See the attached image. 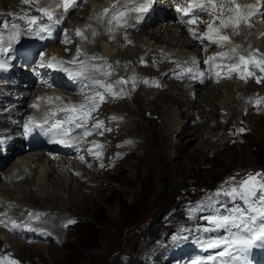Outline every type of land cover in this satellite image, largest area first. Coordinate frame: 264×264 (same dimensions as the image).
Wrapping results in <instances>:
<instances>
[{"label":"rangeland","instance_id":"374dc122","mask_svg":"<svg viewBox=\"0 0 264 264\" xmlns=\"http://www.w3.org/2000/svg\"><path fill=\"white\" fill-rule=\"evenodd\" d=\"M2 1L0 0V15L11 11L10 7L12 8L15 4L14 2L6 1L4 7V5L2 6ZM84 2L90 7L87 15L82 18L79 14V7V10H74L69 15L68 19H66L68 21L58 24L60 30H52L54 33L52 36L55 41H48L39 48L38 55L41 58H43L44 54H50L52 49H62L65 44H68L65 35L69 31L76 32L73 26L81 27L83 32V29L90 24L93 14L96 11L98 13L97 8L110 5L105 4V1L103 2L102 0H82L80 6ZM34 3H38L40 8H48L50 11H57L61 15L64 12L63 7H53L52 9V6L60 4L55 0H32L29 4L23 2L22 4H18L20 12L17 13L18 16L14 20L11 18H3L0 20V24H6L7 22L9 25L0 26V37L3 39L0 40L5 43V47H9L10 45L11 41L8 40V36L12 30L20 32L18 38L26 36L27 34L34 35L38 38L37 41L39 42L50 38L47 33L48 30H45L46 32L40 31L25 21L24 23L26 25H24L32 28L30 33L24 34L17 26L18 22L16 20L22 16L28 17L30 12H36V17L42 16V13L36 9L32 10ZM137 4H139V0ZM162 6H164V13L166 14L167 12L168 15L172 14L174 19L171 16L170 19L165 20L154 17L148 25H145L141 29L140 33H136L134 35L135 45L128 47L129 52L126 53L132 55L130 60L123 61L121 56L118 57L119 55L116 53L117 49L113 53L116 57L111 56L118 61L117 65L127 73L131 74L133 72V65H136L138 70L135 72V75L152 74L158 77L162 75L157 71V68H141L138 66V60L144 57H164L166 60L176 58V60H171L172 62L187 63L186 61L178 59L196 58V62H200L202 65L198 71L192 69L193 71L189 73L192 74V77L189 79L190 81L181 83L179 88L169 77H161L162 89L160 90L163 91L170 87L172 93L175 94L182 90L185 91L188 97L190 96L192 100H195L196 96H193L192 93L195 90L193 85L195 86L197 84L195 82H197L199 75L205 71L210 74L201 86L203 87L204 96L212 87H217V90L216 95L212 96L213 100L209 102L204 101L201 105L199 104L200 106L198 105L199 107H188L189 102L185 101L188 97L186 99L184 98L185 107L187 106L186 112H179L178 106L174 104H166L165 107L163 106L162 109L164 110L162 112L164 115L167 113V110L168 113L173 114V119L170 123L168 122V128L163 129V132L165 131L170 134L169 140L171 146L164 151L166 153L163 156L164 161L159 159V153L161 151L154 158L146 159L144 161L145 167L140 169L138 177L135 167V164L138 162V156L135 155H143L144 153L145 147L143 148L139 145L142 137L129 126H125L124 122L119 119V116H123L121 117L123 121L125 119L126 113L121 109V106L125 102L131 108L138 109V103L133 100L132 96V91L137 89L138 84L130 89L129 95L126 93L127 97L122 99L123 102L113 104L106 110L112 118L116 117L113 120L120 128L117 134L108 139L101 137V140H106L108 144L107 155L117 157L119 155L117 152L112 154L114 144L111 143V140H114L119 135L120 137L117 140L118 142L115 143V146L117 150L124 151L120 152L118 150L121 154H126L124 159L122 161L117 160L111 162L109 167L105 169L95 170L94 168H86L82 162V158L87 156L86 152L93 149L98 143L95 130L89 127L87 131H90L92 134L88 135L89 138H85V149L82 152L73 155L72 158H65L61 155H56L53 158L57 160L55 165L52 163V166L54 165L56 169L55 176L60 177L62 181V186L57 187L49 185L47 169L50 166L48 161H46L49 157L43 154L39 156L37 150L30 146L26 147L29 150L19 151L12 157H9V154L12 152L11 147L19 139L21 122L25 120L27 113L14 118L11 107L16 106L18 107L17 109L20 108V105H13L15 102L19 104L17 100L18 95L15 93L16 91H12L11 93L9 91L7 93L6 90L10 86L0 83V95L2 94L4 96L0 100V108L4 107V111L6 112L0 113V122H6L0 126V160L4 161L3 166H0V201L4 205L0 203L1 211H3L2 213L5 212L4 209L11 212L14 211L17 216L22 218V216L27 217L24 214V209L41 210L46 214L51 210L58 215L57 224L52 225L49 222V218H45L41 223L42 228L52 230L57 227L59 229L55 232L59 237H53L52 243L45 239H39L37 243H33L35 239L31 235L19 236L14 233L16 234L14 235L15 237H19L18 243H7L0 240V257L16 260L19 264H200L199 258L206 259L213 255V252L222 248L209 247V242L224 239L238 231L236 228L228 230L223 228L216 229L208 222L206 217L213 215H235L238 217L243 215L246 219L254 218L251 216L250 209L258 205L264 206V202L261 201L262 191L259 189L256 195L248 199H240L234 203L229 201L228 204L223 201L217 203L218 199H223L225 196L222 192L218 197L215 195L217 188L219 191L222 189L227 190L232 185L238 184L248 175V171L254 170V173H264V115L257 107L252 105L264 101V93L262 94L264 92V85H254L255 88L248 86L249 76H246L245 79L241 78L242 74L246 75L243 64L240 65V70L235 73L228 71V68L225 67L226 63H221L216 73L219 74L222 71L223 73L216 77L211 74L209 63L207 65L204 64L206 59H210L209 53L217 56V53L229 52L228 47L230 46L236 48V50L241 49L237 53L246 57L249 53L257 52L258 48L247 47V39L245 38H248L254 44H259V46L264 47V18L259 17V19L251 20L253 21L251 24L247 22L252 26V31H250L248 37H245L243 40L244 32L234 33V38L231 35L233 43H231L232 45L228 44V47L225 44L221 47L211 42L206 44L207 39H204L203 43L205 48L214 45L209 52L201 46L200 41H195L201 50L200 53H197L193 50V47L185 48L184 44L186 42L178 28L175 27L180 22L176 21L171 6L169 4ZM141 13H144V11L139 14ZM77 14H79L78 18L70 21ZM44 21L48 25L50 24L47 17L40 19L39 23ZM163 23V29L168 28V30L174 29L177 31L171 37L168 34L162 35V39L159 40L160 42H157L155 41L156 39L152 38L151 32L154 27H160ZM13 24H17L15 25L17 28H14ZM44 24L42 23L41 25ZM53 24L56 26V23H51L50 26L52 25L53 27ZM126 27L127 25L124 28H117V36L115 38L117 41L114 40L112 42L108 40L107 42V40L97 38L95 40L93 39L92 45L104 53H108L109 50L104 45L105 43L112 45L113 48H119L121 46L120 44L124 42L123 34L127 30ZM181 27L185 35L196 40L192 34L187 33L183 25ZM206 31L207 21H204L198 34L202 35ZM228 33H231L229 29ZM256 35H259L261 39H257ZM77 36L74 33L75 40H77ZM79 36L81 37L77 41L82 44L86 39V35L83 33V35ZM239 36L240 40L238 38ZM16 41L18 43L20 39H16L15 44ZM23 41L26 44L30 43L27 38H24ZM115 43H118V45ZM237 43L240 45L237 46ZM36 45V43H31L29 46H33L35 49ZM28 47H26V50ZM79 49L84 50V47ZM26 50H22V52ZM95 58L93 61L90 59L89 63L96 62L97 57ZM176 71L180 73L179 78H177L178 81H184L185 77L183 76L186 73L180 69H176ZM247 71H250V66ZM111 79L112 77L109 81ZM215 79L219 82L214 85L213 81ZM0 82L3 81L0 80ZM144 86L146 87V91H148L149 85ZM250 88L259 93L256 97L250 100L247 98L245 101L243 99L247 91L249 92L251 90ZM93 90L99 91V88L95 87ZM24 92L21 93V97L24 95ZM30 92L27 93V95L29 94L26 96L27 98L30 97ZM59 96H63V91H59L56 98ZM150 97L152 96H146L145 100H143V103L148 107L143 112H139L138 119L140 122L138 123L137 131L141 133L145 130V122L152 119V108H149L151 107L149 105ZM239 99H242V105H240L242 108L236 105L237 101H240ZM7 102L11 103L7 104ZM245 102L251 105V111H248L249 108L246 107ZM8 105L10 107H7ZM23 106H21L23 110L28 108V105ZM119 110L124 114L119 115ZM253 115L257 117L258 123H255ZM40 119L43 120L44 117L36 118V120ZM204 125L206 126L203 127ZM190 126H193V128H190ZM29 127L33 130L34 126L30 124ZM232 128L233 131H231ZM187 129L189 132H186L184 136V131ZM181 130L183 131L178 133ZM123 135L130 136L135 140L128 141ZM225 146L228 147L225 148ZM4 147L6 148L5 151H3ZM196 147H201V151L199 152ZM189 149H192L191 154L187 153ZM97 152L100 155L97 156L94 154V158L91 161L101 163L103 161V155L100 151H96L95 153ZM129 152L130 154H128ZM177 155L178 157H176ZM75 156L78 158L75 160L76 162L73 161ZM112 160H116V158H112ZM18 162L20 163V167L25 166V168H22L24 175L22 173L20 176L14 177L11 172L13 171L12 169L17 167ZM86 164H89V162ZM40 173H43L41 178ZM15 174L17 175V173ZM93 177L100 178L106 184L101 186L100 189H96L91 197L86 196L80 200H70L69 202L67 189L72 185V187L78 188L77 190L81 195H84L87 188L84 187L82 189L81 187L82 185L89 186V179ZM78 178L81 186L76 181ZM72 191L75 193L74 197H77L78 193L75 190ZM51 193H56L58 195L56 197L58 198H55ZM209 197L213 199L211 206L208 203ZM261 208L253 209L252 215L259 216ZM52 212L49 213L50 216H52ZM32 214L37 216L36 213ZM70 217L75 223L69 225L66 220L69 221ZM34 218L32 217V219ZM16 219L12 218L13 222ZM203 223L205 226L196 225H202ZM60 225H62V228ZM63 225L69 226L65 229ZM215 230H217L216 233H214ZM184 233H187V235L183 236L182 234ZM34 236H37V233ZM55 240H58V243H55ZM46 241L49 243H46ZM25 244H28V247ZM181 244L190 245L188 251L187 247ZM169 251L172 252V255L175 254L171 258L166 255ZM243 256L245 260L247 255L243 253ZM162 257L164 261L170 259V262L164 263ZM260 257H262L261 264H264V244L261 245L258 253L255 252L251 255L252 263L260 261ZM160 259H162L161 262L157 263ZM224 263L229 264V260L219 256L213 264Z\"/></svg>","mask_w":264,"mask_h":264},{"label":"bare ground","instance_id":"6f19581e","mask_svg":"<svg viewBox=\"0 0 264 264\" xmlns=\"http://www.w3.org/2000/svg\"><path fill=\"white\" fill-rule=\"evenodd\" d=\"M6 1L14 2L15 4L13 5L12 8L10 7L11 11H7L6 13H2L0 15V20L3 18H11L14 20V18L16 16H18L17 13L20 12L18 4H22V1L21 0H3L2 6L4 5V7H5ZM78 2H79V0H78ZM237 2H238V0H237ZM261 2H262V0H254V2L251 4V5H254L257 9H259L257 14L250 17L251 20H254L256 18L259 19V17L262 19L264 18V7L261 6ZM119 3H120V0H105V4H112V5L117 4L118 7H119ZM160 3H161V1H160ZM78 5H79L78 7L70 9L68 11V15L65 16V18L68 19L69 15L74 10L75 11L79 10L78 9L79 7H80L79 14L81 15V17L83 18L84 16H86L87 13L89 12V8H90L89 5L86 2H84L82 6H80L79 3H78ZM112 5H111V7H112ZM30 7H31V5H30ZM111 7L108 9H111ZM38 8H40L39 4L34 3L32 10H34V9L37 10ZM56 8H58V7H56ZM156 8H157V12H158V10L164 11V6H162V5H157ZM22 9L24 10V8H22ZM217 9H219V5H217ZM4 10H6V8H4ZM146 11H149V9ZM96 12L93 14V17L91 18L90 24L83 29V33L86 35V39L82 44H80L77 40H75L74 31H69L65 35V38H67L66 41L68 42V44L64 45L63 53L69 58V61H72L74 58H76V63H74V64L73 63L60 64L59 61H65V60L58 57V56H53L56 58L55 62H52V59L50 61L53 63V67H56L57 65H61L62 67H61L60 73H57L56 72L57 70H55V72H52V83L56 87L62 89L61 91H64L67 94L73 95L74 99L77 101L76 105L79 106L81 104L89 102L87 100V98L94 95V92L90 91V89L94 86H97V85H93L92 80H90V79H86L83 77L73 78L71 75H69V73L63 71L62 69L68 68L70 70V72H76L80 68L79 62L80 61H86L87 62V75L91 76V78L93 80H99L100 81V77L105 76V75H103V72H105V71L111 73V75H108V76L112 77V79H111V81H109L106 84H113L114 85L113 94L109 95V94L105 93L104 102L100 103L97 110L95 112H92L89 116V122L91 125H93L96 121H102L103 122V124L100 128H95V129L100 130L98 132V135L100 137H104L106 139L117 134L119 131V128H120V126L116 125V122L113 120V118L110 115H108L106 110L109 108V106H111L113 104H116L118 102L119 103L123 102L122 99L126 98L127 94L129 95V91L133 87V82H134V85L138 84L137 89L132 91L133 100L136 103H138V109L131 108L127 104V102H125L121 106V109L123 110V112L126 113L124 121L121 118L123 116H121V117L119 116V119L122 122H124L125 126H129L131 129H133L136 133L140 134V136L142 137V141L140 142L139 145L143 148L145 147L144 153H143V155H135V156H138V162L135 164V167L137 170V177H138L139 173H140V169H143L145 167L144 161L146 159L154 158L155 155L161 151L159 153V155H160L159 159L164 161L165 159L163 156L166 154L164 151H166V149L171 146L170 140H169L170 134L168 132H165V131L163 132V129L169 125L168 122L170 123V121L173 119V114L168 113V110H167V113H165V115H164L162 112L164 110V109H162L163 106L165 107L166 104H174V105L178 106L179 112H181V113L186 112L187 106L185 107V101L189 102L188 107H190V108L191 107H197L199 104L201 105L204 101L209 102V101L213 100L212 96L216 95V90H217L216 88L217 87L210 88L209 91L207 92V94L204 96L203 87H201V86L205 83L206 79L208 78V76L210 74V73L205 71L203 74L199 75L197 82H195L197 84L195 86L193 85V88H195V90H193L192 93H193V96H196L195 100H192L190 96L188 97V95L185 94V91H182V90H180L176 94L172 93L170 87L167 88L166 90L161 91L160 90V89H162L161 77H163V78L169 77L172 81H174L175 85L180 88V84L183 83L184 81H182L180 79H179L180 81H178L177 78H179L180 73H178L179 71H176V69H180L181 71H184L186 69V67L189 66L188 63L172 62L171 60L164 59V57H161V58H159V57H157V58H151V57L146 58V57H144L143 59L138 60V66L139 67L145 68V69H148V68L149 69H156L157 68V71L160 72V75H162V76L158 77V76H155L152 74L135 75V72L138 70V67L136 65H133V72L131 74L125 72L122 68H120L117 65L118 61H116L111 55H113L114 51L117 49L116 53H117V55H119L118 57L121 56V59L123 61L130 60L132 58V55L126 54L129 52L128 47H132L135 45L134 44V35L136 33L141 32V29L144 28L146 22L142 19L138 20L137 22H135L136 19H129L127 27H126L127 30H125V32L123 34L124 42H122L120 44L121 46L119 48H117V47L113 48L112 45L105 43L104 45L106 47H108L109 50H108V53H104L100 49H98L97 47H94V45H92L93 39L95 40L97 38H101L103 40H107V42H108V40L114 42V40H116L115 38L117 36L116 33H117L118 27H114L111 31H109V27H111V26H109L107 24L108 16H105L104 22L101 23L99 20L101 13H99V12L96 13ZM157 12H156L155 16H157ZM214 12H215V14L219 15V11H214ZM79 14L74 15L72 17V19H70V21L75 19V18H78ZM130 15L135 16V13H131ZM225 15H232V13L226 12ZM33 16H37V13L34 11L30 12L28 17L30 18ZM169 16H171V18H173L172 14H169ZM16 21L18 22L17 23L18 25L17 24H15V25H17L18 28L21 29V31L24 34L30 33L32 31L31 27L25 26L26 24L24 23V20H21L19 18ZM53 25L55 26V24H53ZM89 26H91V27H89ZM163 26H164V23H163V25H160V27H154L155 29L153 28V31L151 32L152 38L156 39L155 41H157V42H160L159 40L162 39V35L168 34L171 37L173 35V33H175L177 31L174 29L168 30V28L163 29ZM181 26H182L181 24H178L175 27L178 28L180 34H182V37L184 38V40L186 42L184 44L185 48L187 49V48L193 47V50L195 52L200 53L201 50L198 47V44L195 42L194 39L189 38L187 35L184 34L183 28ZM30 28H31V30H30ZM93 31L96 32V35L92 34ZM229 31L231 32V33H229L230 36L233 35L234 32L231 29H229ZM237 31L241 32V33L244 32L243 33L244 36L242 38L244 40L245 37H248L250 31H252V26L249 25V23H247V21H246L244 23H241V25L239 26ZM52 35H53V33H52ZM222 35L229 36L228 34H222ZM256 37H257V39L260 38L259 35H256ZM238 38L240 40V36ZM245 39H247L246 40L247 41L246 42L247 47L258 48L257 52L252 53L254 55L255 59L258 60L261 57H264V47L259 46V44H254V42H252L248 38H245ZM257 39H256V41H257ZM0 41H2V40H0ZM209 43H210V41L207 39L206 44H209ZM226 43L232 45L231 43H233V42H232L231 37H230V41H228ZM115 44L118 45V43H115ZM113 45H114V43H113ZM238 45H240V44L237 43V46ZM3 46L5 47V43H3ZM81 47H84L85 53H82V55H80L79 57H76L75 56L76 50H77V48H81ZM161 47H159V48H161ZM5 48H7V51L0 50V58L4 57L3 59H5V60L7 59L10 64H11V61L13 60V58L16 54L22 53V50L17 48L15 41H11L10 47H5ZM26 52L34 54L35 51H34L33 46H29L28 49L26 50ZM92 57H97V61L89 63L88 61ZM114 57H116V56H114ZM28 58L31 59V56ZM35 62H37L40 65V68H42L44 62L42 60H38V55H37V59L35 60ZM65 62H68V61H65ZM76 65H79V66H76ZM93 66H99L101 70L94 72L92 70ZM14 70L15 69L7 68V67L6 68L0 67V76L8 74V76H9L8 79H11L12 76L18 77V75L13 73ZM250 71L254 75L249 76V82H248L249 85L248 86L254 87V85H256V86L264 85V71H260L259 69L252 67V66H250ZM234 72L237 73V71H234ZM193 73H195V72H193ZM43 74L46 75L45 73H43ZM122 78H123V80L127 81V83L117 85L115 82L122 79ZM258 79L260 80L259 83L257 82ZM145 81H147V83H145ZM3 83L7 84L8 82H7V80H4ZM13 85H14V87L17 88L15 90L16 91L15 93H17V95H21V93H23L25 91L24 95L22 97L19 96V98L17 100L20 101V102L18 101L20 103L19 104L20 106L26 105V99H27L26 96H27V93H29L30 89L23 88L19 84V81H16ZM144 85H149V89H147L148 91H146V87ZM9 86L10 87H8V90L10 88H12V85H9ZM121 89H123L122 92L120 91ZM12 90H14V89H12ZM175 90H177V88H175ZM103 91L104 90L101 88V92H103ZM79 92L82 95H79ZM258 93H259L258 91L251 89L249 92L247 91L245 98L243 100L246 101L247 98H248V100H250L251 98L256 97ZM263 93L264 92H262V94ZM150 95L152 97H150L151 99L149 101L150 102L149 105L151 107H149V108L150 109L152 108L151 109L152 110V119L146 121L144 119L145 117L143 116L144 117L143 119L146 122H145V130L141 133V132L137 131V126H139L138 123L140 122V120L138 119L139 118L138 116H139V112H143L145 110V108L148 107L146 104L143 103V100H145L146 96H150ZM184 98L185 99L187 98V99L185 100ZM239 100L240 101H237V103H236V105H238V106L242 105V102H241L242 99H239ZM8 103H11V102H7V104ZM245 103H246V107L249 108L248 111H251V108H252L251 105L247 102H245ZM252 105L254 107H257L260 110V112H262L264 115V101H262L258 104H252ZM240 107L242 108V106H240ZM17 108L18 107H16V108L12 107L11 110H13L12 113L18 117L22 116L23 114H25L27 112V110L23 111L22 108H20V109H17ZM241 108H240V110H242ZM232 109H234V108L232 107ZM8 112H9V110H8ZM119 112H120L119 115L124 114L120 110H119ZM146 113H149V112H146ZM63 115H65V112L59 111L56 118H59L60 116H63ZM233 116H234V114H233ZM253 116H254L253 118H254L255 123H258L257 117L255 115H253ZM40 120H42V119H40ZM32 121H36V119H32ZM143 124H144V121H143ZM31 125L34 126L32 131L36 132V131H39L42 129V128L35 127V125H33V124H31ZM205 126L206 125H204L203 127H205ZM190 128H193V126H190ZM84 130H85L84 127L77 128L76 130H74V132H72L67 137H64V136H59L60 138L56 137L55 139L58 140L59 142H54L53 138L51 137V140L48 143L41 144L42 147L40 148V150L37 151L39 156L41 154H43V155L48 154V156H50V155H55V156L61 155L62 157L68 158L67 156H71L72 154L78 153L81 150L79 145L81 143H83L82 141L85 138V137H83ZM182 131L183 130H181L178 133H181ZM227 131H229V130H227ZM231 131H233V128L231 129ZM186 132L187 133L189 132L188 129L184 131V136L186 135ZM119 134H120V132H119ZM119 137L120 136L117 135L114 140H111V143L114 144V146L112 148V154L117 152L119 154L117 157H115V156L110 157L109 155H107L108 144L105 140H103L100 144L102 147H99V150L103 155V161L101 163L91 161L94 158L95 153L94 152H88L89 157L86 158L84 156L85 158L82 161L83 164H85V167L86 168H94L95 170H100V169L108 168L109 164H111V162H114L117 160L122 161L124 159V157L126 156V154H121L115 146V143L118 142L117 140L119 139ZM123 137L125 139H127L128 141H134L135 140V139L133 140V138L130 136H124L123 135ZM38 144L39 143L36 140V137L29 135L26 137L23 144H21L18 148L27 147V146L34 148ZM227 147L225 146V148H227ZM196 148L198 149L199 152L202 149L201 147H196ZM187 153L191 154L192 149H189ZM128 154H130V152ZM176 157H178V155ZM112 158H116V160H112ZM46 161H48V164L50 166L47 169V174L49 176L48 177L49 185L61 187L62 181L60 180V177L55 176L56 175V169L54 168V165H55L57 160L49 157V159H47ZM88 162H89V164H86ZM52 163L54 164L53 166H52ZM114 164H113V166H114ZM1 165H2V162L0 161V166ZM101 165H103V167H101ZM22 168H25V166L20 167V163L17 164V167L12 169L13 171L11 172V174L14 177H18L22 173H23L22 175H24ZM100 172H103V171H100ZM15 173H17V175ZM42 175H43V173L42 174L40 173V178L42 177ZM28 177H26V178H28ZM78 180H79V178L76 181H77L78 185L81 186V183L78 182ZM89 181H90L89 186H83L82 185V187H81L82 189L84 187L87 188V191L85 193L83 192L84 195H81L78 192V190H77L78 188L72 187V185H71L67 189L68 195H69L68 201L70 202V200L72 201V200H76V199L80 200L86 196L91 197L95 193L94 191L96 189H100L101 186L106 184V182L102 181L98 177L90 178ZM98 184H100V185H98ZM72 190H75L78 193L77 197H74L75 193ZM96 193H98V192H96ZM51 194H53L55 198H58V197H56V196H58L56 193H51ZM72 197H74V198H72ZM75 202H73V203H75ZM2 212L3 211H1V208H0V226L3 225L4 228L8 229L12 233H16L19 236H22V235L34 236V234L37 233L38 237H42L43 239L48 240L52 243V234H55V232L59 230L57 227L56 228L53 227L54 229H52V230H50L48 228L47 229L42 228L41 223L44 221L45 218H47V219L49 218V222L52 223V225L57 224L58 215H56L51 210H49L48 214H46L45 212H43L41 210L24 209V214H26L27 217L22 216V218L20 216H17L14 211H12V212L10 211V215H9V216H11L10 218H7L6 215ZM50 212H52V216L49 215ZM32 213H36L37 216L35 219L30 220V215ZM12 218H17L14 221L15 227L13 226ZM24 220H26V223L21 224V222ZM66 222H68V220H66ZM18 239H19V237L6 235L5 233L1 232V230H0V240L1 241L3 240V242H7V243H18ZM55 243H58V240H56ZM25 245H26V247H28V244H25ZM244 254L247 255V253H244Z\"/></svg>","mask_w":264,"mask_h":264},{"label":"snow or ice","instance_id":"6c2138e0","mask_svg":"<svg viewBox=\"0 0 264 264\" xmlns=\"http://www.w3.org/2000/svg\"><path fill=\"white\" fill-rule=\"evenodd\" d=\"M23 3L29 4L32 0H22ZM179 3V0H177ZM217 5H219V9H217ZM78 0H61V4L57 5V7H63L64 12L62 15L57 16L54 14V11H50L48 8H38L37 11L42 13L41 17H27L22 16L20 19L24 20L27 24L32 27L39 29L40 31H45L50 28L51 23L59 24L62 22L64 17L67 15L68 11L72 8L78 7ZM261 6L264 7V0L261 2ZM209 9L213 11H219V15L213 17L209 22H207V31L202 35H197L196 32L193 31L192 28H189L188 31L192 34L193 38L201 40L203 42L204 39H208L211 43H215L223 46L222 42L230 41V37L226 35H222L221 33L225 29H231L235 34H238L237 29L241 25V23L246 22L251 16L257 14L259 9H257L254 5H241L237 2V0H186L185 7L176 8L178 13H182L183 16H191L192 18L188 20H183L182 23L188 24H198L199 20L196 16V11L206 12ZM147 10L146 3L137 4L136 0H120L119 7L117 4H113L111 9L105 8L103 12L100 14L99 20L101 23L104 22L105 16H108L107 24L109 27V31H111L114 27H124L128 24L129 19H139V16H131V13H140L142 11ZM226 12L232 13V15H225ZM43 17H47V20L50 22L49 25H41L39 20ZM217 21L219 23L217 24ZM14 28L17 26H13ZM91 27V26H89ZM31 30V28H30ZM215 33V35H213ZM77 35H83L81 30H77ZM93 35H96V32H92ZM19 32L14 31L8 36L10 41H15L18 38ZM10 47V45H9ZM0 50L7 51V48L3 46V42L0 41ZM258 51V50H257ZM82 55L79 48L76 50V57ZM217 56L220 58H236L240 63L232 64L226 66L229 72L239 71L240 65L243 64L245 66L246 75L242 74L241 78L245 79L246 76L254 75L251 71H247L249 66L255 67L260 71H264V57L260 59H255L252 53L246 57L244 55H240L237 53L236 48H232L229 52H220L217 53ZM90 59H96L95 57ZM102 59V58H101ZM215 60V57L206 61V63H211ZM56 58H52V62H55ZM49 63V67L53 66V63ZM60 64L64 63H76V58L72 61H59ZM80 68L76 72H70L68 68H63L62 70L69 73L73 78H86L92 80L93 85H98L104 91H95L94 95L88 97V103L81 104L79 106L71 105L67 108L61 109V111L68 113V115L63 120H54L50 125H48L47 132L51 133L54 142H59L56 140V137L64 136L67 137L70 135V130L65 127V125H73L75 128L85 127L86 121L89 118L92 112H95L99 107V104L104 102L105 93L112 95L113 94V84H103L99 80H93L91 76L87 75V62L80 61ZM0 67H3L0 64ZM219 67V65H217ZM95 71H100L99 66H93L92 69ZM187 72L191 73L193 70L191 68L186 69ZM103 75L108 76L111 75L110 72H103ZM259 83L260 80L258 79ZM117 85L125 84L127 81L120 79L115 82ZM147 83V81H145ZM133 82V87H134ZM121 92L123 89L120 90ZM59 99V98H57ZM259 103V102H258ZM35 107V105H34ZM53 116L56 114L53 113ZM116 119V117H113ZM48 116L44 117L45 124H48ZM29 121H32V118L29 117ZM102 121H96L93 124V128H100L102 126ZM25 132H30L32 129L29 125H25ZM35 127L43 128V125L36 124ZM243 131V130H241ZM92 133L90 131H85L84 135L88 136ZM96 147H102L101 145H96ZM97 156L100 155L99 152L95 153ZM103 167V165H101ZM264 191V173H249L245 179H242L236 187H231L230 189L218 191L215 195L218 197L221 195L228 196L230 198H241L248 199L256 195L257 190ZM213 202L212 197H209L208 203L211 206ZM208 222L214 226L216 229H231L236 228L238 231L232 233L230 236L225 237L221 240H215L209 242V247L219 248L223 247V251L219 253L221 257L230 256L233 252L244 253L248 250L249 247L254 246V242L264 241V207H262L259 211L258 218H248L246 219L243 215L241 216H225V215H213L206 217ZM75 223L73 220H69L68 224ZM13 226L15 227V223L13 222ZM0 264H19L18 261L8 259L7 257H0Z\"/></svg>","mask_w":264,"mask_h":264}]
</instances>
